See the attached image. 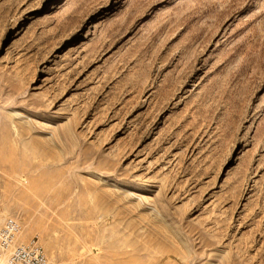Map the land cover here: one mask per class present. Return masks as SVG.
Listing matches in <instances>:
<instances>
[{
  "label": "rangeland",
  "instance_id": "1",
  "mask_svg": "<svg viewBox=\"0 0 264 264\" xmlns=\"http://www.w3.org/2000/svg\"><path fill=\"white\" fill-rule=\"evenodd\" d=\"M50 264H264V0H0V226Z\"/></svg>",
  "mask_w": 264,
  "mask_h": 264
},
{
  "label": "built area",
  "instance_id": "2",
  "mask_svg": "<svg viewBox=\"0 0 264 264\" xmlns=\"http://www.w3.org/2000/svg\"><path fill=\"white\" fill-rule=\"evenodd\" d=\"M23 226L8 219L0 226V264H50L37 237L21 242Z\"/></svg>",
  "mask_w": 264,
  "mask_h": 264
}]
</instances>
